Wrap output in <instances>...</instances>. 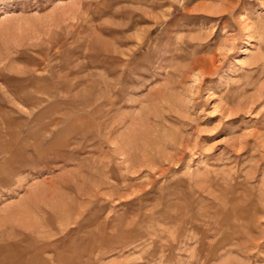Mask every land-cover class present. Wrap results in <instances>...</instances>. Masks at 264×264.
<instances>
[{
	"label": "rangeland",
	"instance_id": "1",
	"mask_svg": "<svg viewBox=\"0 0 264 264\" xmlns=\"http://www.w3.org/2000/svg\"><path fill=\"white\" fill-rule=\"evenodd\" d=\"M0 115V264H264V0H0Z\"/></svg>",
	"mask_w": 264,
	"mask_h": 264
},
{
	"label": "bare ground",
	"instance_id": "2",
	"mask_svg": "<svg viewBox=\"0 0 264 264\" xmlns=\"http://www.w3.org/2000/svg\"><path fill=\"white\" fill-rule=\"evenodd\" d=\"M1 114H2V113H1ZM3 115H4V114H3ZM0 116H1V115H0ZM7 118H8V117H7ZM8 120H9V119H8ZM7 122H8V121H7ZM9 122H10V121H9ZM9 122H8V123H9ZM8 123H7V124H8ZM4 124H5V123H4ZM3 127H4V126H3ZM2 130H3V129H2ZM240 218H241V217H240Z\"/></svg>",
	"mask_w": 264,
	"mask_h": 264
}]
</instances>
